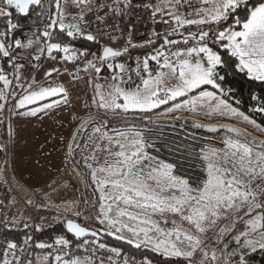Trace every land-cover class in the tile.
<instances>
[{"label": "snow or ice", "instance_id": "obj_1", "mask_svg": "<svg viewBox=\"0 0 264 264\" xmlns=\"http://www.w3.org/2000/svg\"><path fill=\"white\" fill-rule=\"evenodd\" d=\"M54 2L55 11L48 13L42 30L20 38L16 33L21 25L14 22L13 12L27 17L38 8L36 15L44 16V0H0V17L5 18L4 30H0V58L8 66L7 69L0 67V101L7 103L11 98L12 115L47 114L61 103L68 104L70 99L63 85H41L34 76L26 80L22 60L27 50L30 63L47 58L71 63L75 74L68 68L65 71L74 78L88 73L90 78L86 82L94 85L91 103L106 113L134 114L146 124H155L153 117L158 119L186 111L207 118H236L264 134V124L250 115L264 114V98L253 93L251 100L256 104L246 114L238 107L239 100L235 105L230 102L233 89L226 88L224 83L227 75L239 73L264 85V0H108L106 3L70 0L76 9L92 11L95 5L97 13L104 11V17L96 15L97 23L113 31L124 29L118 22L109 25L108 19L130 18L141 9L150 14L153 24L167 26L163 31L153 28L148 39L136 43L132 38L134 25H130L121 47L105 44L97 51L76 48L73 42L84 40L99 44L101 35H107L112 42L117 37L111 32H102L99 27L95 32L88 30L90 25L82 10L78 14L66 12L61 0ZM145 48L151 51L137 56L135 67L122 62L130 49ZM31 67L36 69L39 65L31 64ZM105 68L111 73L112 82L107 89L95 83ZM59 72V68L52 67L44 76L52 77ZM132 73L139 82L133 79ZM15 88L21 91L17 93ZM6 103H0V111ZM94 121V116L84 119L72 134V140ZM190 127L206 133L227 134L222 148L200 149L201 176L195 179L176 174L175 164L151 154L148 149L154 145L145 140L142 132L131 127L118 130L110 127L107 119L94 127L89 137L93 141L92 153L83 155L82 160L98 194L93 205L97 207L94 220L102 227H85L76 220L66 219V231L77 240L93 238L83 239L78 248L92 244L121 257V248L99 242L100 236L106 235L155 253L164 258V264H172L173 260L176 264H248L249 253L264 252V139H250L249 133L229 123L193 120ZM72 154L73 144L69 143L68 156ZM48 187L55 191L52 184ZM33 203L32 199L25 200L27 205ZM87 203L85 200L84 204ZM65 211L75 217L82 215L75 210V202L68 204ZM21 222L18 218L0 220L9 229ZM239 222H243V230L237 229ZM31 227L25 219L23 228ZM34 227L41 231L40 224ZM226 237H230L227 242ZM31 241L30 235L25 237L23 245L5 239L0 247V264H25V261L32 264L22 255L31 247ZM71 243L60 235L54 244L36 242L35 248L53 250L43 257L49 264H92L88 257L83 261L78 257L65 259L68 253L63 250L69 249ZM100 264L105 261L101 259ZM108 264H119V261L110 255ZM123 264H130L126 257ZM133 264H153V261L145 255Z\"/></svg>", "mask_w": 264, "mask_h": 264}, {"label": "rangeland", "instance_id": "obj_2", "mask_svg": "<svg viewBox=\"0 0 264 264\" xmlns=\"http://www.w3.org/2000/svg\"><path fill=\"white\" fill-rule=\"evenodd\" d=\"M61 6L65 7L66 12H80L87 8L76 9L71 6L70 0L66 3V0H61ZM38 68L34 71V77L36 81L44 78V72L52 67L60 68L61 62L51 61L47 58H43L39 63ZM61 82L59 85H63L69 92V103H61L59 106L48 111L47 114L40 113L37 118H49L47 123H40V133H27L19 141H15V144L9 148V162L10 172L13 178L15 187L19 194L25 199H34L37 195V191L47 187L49 184H53L56 181V175L59 172L61 178L64 177L63 181L53 186L55 191L50 188L48 191L40 195V199L43 203L48 202L49 205L55 206L64 214L71 216L73 220L80 218L82 223L87 227L100 228L102 226L95 223L94 217L96 215L97 207H94V202L97 193L94 192V186L91 185L90 176L88 170L83 167V155L92 153L93 141L90 140V135L93 133V129L99 126L100 123L107 119L110 127H130L136 131L144 132L145 130L137 129L140 127L152 128L154 125L146 124L143 119H137L134 114L114 115L111 112H105V110L97 109L95 105L91 103L93 97V86L87 84L89 79L86 75H79V78H74V75H69L68 72H62L60 75ZM41 85L55 86L53 80L47 78L46 81L42 82ZM108 86H104L107 89ZM162 110V108L160 109ZM159 111V110H157ZM11 113V112H10ZM9 113V115H10ZM72 117L78 120L80 117L86 119L89 116H94L95 121L88 127L83 129L76 136V141L72 140V136H65L63 127L64 118ZM175 116H180V119H175ZM97 117V118H96ZM156 123H167L173 130L180 129L184 135L195 134V137H200L202 147H223V139L227 135L223 131L218 134L206 133L203 130H194L185 121L198 120L206 123H229L235 127L241 128L249 133V138L264 139V134L259 133L253 129L250 125L239 121L236 118L225 119L220 117L207 118L203 115L191 114L188 112H177L173 115L163 116L155 118ZM99 119V120H98ZM219 121V122H218ZM81 124V123H80ZM79 124V125H80ZM78 125V127H79ZM77 127V128H78ZM115 135V133H109ZM146 133H143V135ZM98 135V134H97ZM207 136V137H206ZM145 140L147 137L144 136ZM73 144V154L68 156V144ZM97 143L105 144V141H97ZM76 145V147H75ZM200 148V149H201ZM64 155L62 158L61 156ZM99 155V153H97ZM80 161L79 165L75 162ZM201 164V162H199ZM79 172L81 175H77ZM61 184L59 187L58 185ZM87 200V205L84 201ZM75 202V210L82 213L81 217H75L71 212H66L65 208L68 204ZM47 203V204H48ZM46 204V203H45ZM59 205V207H57ZM77 221V220H76ZM81 223V224H82ZM243 222L237 224V229ZM83 225V224H82ZM234 234V233H233ZM211 236V233H209ZM230 237L225 238V242ZM211 246H214L210 242ZM82 261L84 259H81ZM40 262V259H39ZM92 264H96L92 261Z\"/></svg>", "mask_w": 264, "mask_h": 264}, {"label": "built area", "instance_id": "obj_3", "mask_svg": "<svg viewBox=\"0 0 264 264\" xmlns=\"http://www.w3.org/2000/svg\"><path fill=\"white\" fill-rule=\"evenodd\" d=\"M101 3H106L108 0H100ZM139 2V0H137ZM153 2H158V0H153ZM85 18L87 23L90 25V28L88 30L95 32L97 28L99 27L102 32H111L112 35L117 37V40L115 42H112L109 40V37L107 35H101L98 37L100 43L96 44L94 42L92 43V47H88L91 51H97L101 45H111L113 47H121L127 37L128 32L127 29L130 25H134L133 31H132V38L133 41L136 43H143L146 39L149 38V34L152 31L153 28H155L158 31H163L167 26L162 24H153L150 14L145 13L142 9L135 11L130 18H123L120 20H113L108 19L107 23L109 25L113 24L114 22H118L121 26V28L124 29L123 32L120 31H113L110 27H106L103 24L97 23L96 15L99 14L101 17H104L105 12L100 11L99 13L96 12L95 5L92 6V11H89L88 9L83 10ZM79 13V12H74ZM139 17V19H137ZM69 21H71V16L68 17ZM41 29H33V30H24L21 31L17 37L23 38L24 34H30L33 32H38ZM84 49V48H79ZM35 50H33L34 53ZM151 51L150 48H145L142 50H135L130 49L129 54L122 58V62H125L126 65L130 67H135V59L137 56L142 57L146 52ZM23 60L22 62L25 64L24 74L26 80H29L31 75L34 72V69L31 67V64H34V61L29 62L30 57L27 55V50L23 53ZM91 58V57H90ZM0 67L7 69V64L5 62V59L0 60ZM65 68H68L71 70L73 74H75V68L71 63H62L60 66V72L59 74H54L52 77H48L51 80H53L56 83H59L61 81L60 79V73L66 72ZM10 71V69H9ZM84 74L80 73L79 75ZM88 75V73H85ZM133 79H136L137 82L138 79L135 77V74L132 73ZM111 73L105 68L102 70L100 74V79L96 80L95 83H99L102 86H109L112 82L110 79ZM11 79V76L9 77ZM90 78V77H89ZM107 78V79H106ZM2 87V85H0ZM14 87V86H13ZM12 90V89H10ZM17 93H19L21 90L19 88L14 89ZM0 103H6L5 101H0ZM12 108V101L11 98L6 103V107L3 111H0V146L3 147V150H0V220H3L5 217L11 221L14 218L20 219L22 222L18 227L9 229L6 228L2 223H0V247L3 246V242L5 239L13 240L19 245H23V240L26 236L30 235L32 236L31 247L26 248L24 253L22 254L24 257H27V259H30L32 261V264H49L48 261H45L43 257L47 255L49 252H52V249H37L35 248L36 242H47L50 244H54L55 239L57 236L64 235L66 238H69L68 232L65 230L64 227V221L66 219H72L71 216L64 214L62 211H60L58 208L45 204L41 201L40 195L37 194L33 199V205H27L25 204V199L19 194L17 188L15 187L14 183L11 180L10 176V167H9V147H10V139H9V133H8V118H9V109ZM210 123V122H209ZM36 205H42V207L37 208ZM43 217L44 219H41ZM27 219L28 222L33 225V227L29 229L23 228V221ZM40 224L41 225V231H44L43 234H41V231H36L34 225ZM61 225L65 231L61 232L58 230H55L56 226ZM47 231V232H45ZM14 233L20 234L21 237H12ZM74 238V237H73ZM83 239H93L91 237H85L80 240H77L74 238L73 242L71 243L69 249H64V252H67L68 254L64 257L65 259H72V258H80L85 259V257H88L91 259V261L95 262L96 264H100V260L103 259L105 261V264H108V257L111 255L113 259L118 260L119 264H123V261L125 257L129 260L130 264H133V262H139L144 257H139L136 255H131L127 252H122L121 257H115L114 254H111L105 250H99L96 248L95 245L88 244L85 246L87 249L85 251V248H78V244L83 243ZM102 243H105L103 241H99ZM106 244V243H105ZM108 245V244H107ZM109 246V245H108ZM110 247V246H109ZM57 250L58 246H57ZM40 259V262H39ZM51 260V257H50ZM26 264V261H25ZM153 264H163V263H157L153 262Z\"/></svg>", "mask_w": 264, "mask_h": 264}, {"label": "trees", "instance_id": "obj_4", "mask_svg": "<svg viewBox=\"0 0 264 264\" xmlns=\"http://www.w3.org/2000/svg\"><path fill=\"white\" fill-rule=\"evenodd\" d=\"M45 3V14L44 16H37L36 13L40 11V9H34L30 11V14L27 17L21 16L13 12V20L14 22H18L21 25V30L16 33L18 35L21 31L24 30H33V29H41L46 22L47 15L50 12L55 11V2L54 0H44ZM5 27V18L0 17V30H4ZM74 47L76 48H88L92 47V43L84 40H77L73 42ZM142 50V49H135ZM2 58H0L1 60ZM225 87L233 89V92L230 94L232 96V102L235 105V101L239 100L240 104L238 107L241 111H244L246 114L248 113V109L250 107H254L256 102L251 100V95L255 93L258 97L264 98V85L260 82L250 81L243 74H235V75H227L225 80ZM164 106H162L163 108ZM254 119L257 120L258 123L264 124V114H256L251 113ZM99 120V119H98ZM96 122V121H94ZM190 125L192 122L187 121ZM154 125L152 128L140 127L137 129L145 130L143 133L144 136L147 137L149 143L153 144L154 147L148 149V151L158 156L159 159L164 160L169 163H173L176 165V174L185 176V177H193L199 178L201 176V164L200 162V148L203 143H201L200 137H195L196 135H184L180 129H174L169 127L170 125L167 123H155L150 124ZM117 128V127H116ZM118 130L124 131L127 127L117 128ZM202 130V129H198ZM114 133V132H111ZM195 137V138H194ZM158 150V151H157ZM46 204L48 202H45ZM50 203H48L49 205ZM55 207V206H54ZM79 223H82L80 218L76 219ZM85 225L84 223H82ZM86 226V225H85ZM244 225L241 223L238 229L243 230ZM55 230L65 231L61 225L56 226ZM47 232V231H45ZM41 234L44 231L40 232ZM235 234V233H234ZM12 237H21L20 234L14 233L11 235ZM70 240L73 242L74 238L69 235ZM104 237L103 242L108 244L110 247H118L122 249V252H127L131 255H136L139 257H144L147 255L152 259L153 262L163 263L164 258L155 254L148 252L145 249H136L131 245L124 243L123 241L115 240L113 237H109L106 235H102ZM235 245H230V247H234ZM248 264H264V252L257 250L255 253H249ZM172 264H176L175 260H173Z\"/></svg>", "mask_w": 264, "mask_h": 264}, {"label": "crops", "instance_id": "obj_5", "mask_svg": "<svg viewBox=\"0 0 264 264\" xmlns=\"http://www.w3.org/2000/svg\"><path fill=\"white\" fill-rule=\"evenodd\" d=\"M34 62H35L34 64H37L40 61L39 62L34 61ZM34 71H35V69H34ZM33 75H34V72L31 75V77H30L29 80L32 79ZM82 75H86L88 77V75L85 74V73L82 74ZM47 78L48 77H44V78L40 79L38 82L41 84L42 82L46 81ZM54 83H56V82H54ZM48 120H50V119L49 118H37V117H19V116L12 115V113H10L9 118H8V133H9V126L11 127V131H12V135L9 136V139H10V147H11V145L15 144V141H19L27 133H34V132L35 133H40L41 127H39V124L42 123V122L47 123L46 121H48ZM82 121H83V118L82 117H80L78 120H76V118H72L70 116L69 117L66 116L64 118V124H63V127H65L64 128L65 136L69 135V137H71L72 134L76 131L78 125ZM75 141H76V139H75ZM75 147H76V145H75ZM63 156L64 155H62L61 158ZM9 167H10V162H9ZM59 172L56 175V181H55L56 183L55 184H52V186H55L58 183H60L61 181H63L64 177L61 178L59 176L60 175ZM10 176H11V172H10ZM11 180H12V182L14 181L13 178H12V176H11ZM58 186L60 187L61 184H59ZM49 189L50 188L47 186V187H45V188L40 189L39 191H37L36 194H41L42 195L44 192L48 191Z\"/></svg>", "mask_w": 264, "mask_h": 264}, {"label": "water", "instance_id": "obj_6", "mask_svg": "<svg viewBox=\"0 0 264 264\" xmlns=\"http://www.w3.org/2000/svg\"><path fill=\"white\" fill-rule=\"evenodd\" d=\"M211 124H222V123H211ZM78 222V221H77ZM79 223V222H78ZM81 224V223H80ZM85 226V225H83ZM87 227V226H85ZM66 230V229H65ZM69 235H71L72 237H74L72 234L68 233ZM75 238V237H74ZM104 240V237L101 235L100 238H99V241H103Z\"/></svg>", "mask_w": 264, "mask_h": 264}, {"label": "bare ground", "instance_id": "obj_7", "mask_svg": "<svg viewBox=\"0 0 264 264\" xmlns=\"http://www.w3.org/2000/svg\"><path fill=\"white\" fill-rule=\"evenodd\" d=\"M219 122V121H218ZM205 123H206V121H205ZM208 123V122H207ZM210 123H212V122H210ZM207 137V136H206Z\"/></svg>", "mask_w": 264, "mask_h": 264}]
</instances>
